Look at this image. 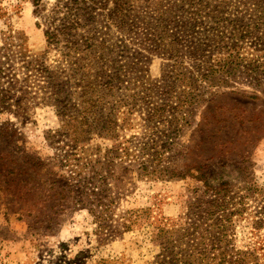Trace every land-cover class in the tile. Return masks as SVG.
Returning a JSON list of instances; mask_svg holds the SVG:
<instances>
[{
    "label": "rangeland",
    "instance_id": "1",
    "mask_svg": "<svg viewBox=\"0 0 264 264\" xmlns=\"http://www.w3.org/2000/svg\"><path fill=\"white\" fill-rule=\"evenodd\" d=\"M125 2L126 19L118 20L124 21L121 28L106 19L113 15L112 2L104 9L94 6L93 28L110 35V44L115 45L110 59L117 60V66L137 57L147 72L139 81L128 82L129 76L119 79L101 109H91L103 117L116 110L117 135L93 138L84 147L101 148L102 154L127 145L136 150L147 141V130L173 126L180 131L163 165L179 176L140 181L135 173L116 168L111 173L119 180L110 179L109 187L124 195L114 200L113 219L107 225L118 228L115 221L128 210L147 209L159 224L171 225L183 220L190 205L205 209L211 202L205 191L210 189L195 179L201 175L213 189L228 182L233 191L244 195V183L252 180L264 191V79L260 76L262 85L257 86L256 75H248L245 64L230 74L219 72L229 54V39L240 26L252 33L246 36L242 53H257L253 48L264 35V25L255 26L264 18L254 4L264 7V0H231L228 5L223 0H194L205 6L197 16L181 11V0ZM54 3L41 0L45 11L37 16L34 0H0V50L8 49L0 51V69L7 70L0 75V264H156L159 248L151 241L150 226L130 232L118 228L119 235L108 236L107 241L99 237L96 219L78 202L82 199L78 191L84 190L80 181L89 172L84 161L93 156L79 164L65 161L63 156L71 149L55 137L65 109L44 105L37 98L49 86L46 80L32 76L24 81L19 48L29 58L45 56L47 66H56L59 59L44 35ZM163 19L168 20L166 26ZM189 23L185 32L183 24ZM91 28L84 27L79 34ZM162 31L180 38L176 57L153 52L155 46L149 40ZM10 55L12 60L6 58ZM174 67L187 82L174 76ZM183 103L184 107L172 109ZM159 110L163 118L151 120ZM89 122L94 124L93 118ZM128 164L133 165L124 167ZM263 198L264 194L248 199L243 217L234 218L236 247L264 242ZM222 216L223 212L216 213L214 219Z\"/></svg>",
    "mask_w": 264,
    "mask_h": 264
},
{
    "label": "trees",
    "instance_id": "2",
    "mask_svg": "<svg viewBox=\"0 0 264 264\" xmlns=\"http://www.w3.org/2000/svg\"><path fill=\"white\" fill-rule=\"evenodd\" d=\"M107 2L114 4V12L106 19L121 28V23L124 24V21L120 23L118 20L126 19L123 15L127 7L125 0H100L99 3L97 0H55L49 16L51 21L44 35L49 47L57 50L59 54V59L55 61L56 66H47L45 56L29 58L20 48L17 53L26 72L25 82L32 80V76L35 77L34 80L44 79L48 82L49 86L43 88L46 91L37 98L41 99L44 105L54 104L57 109H65L62 111L63 125L55 135L60 139L59 142L65 141L71 149L70 154H64L65 161L68 164L71 162L79 164L85 158L93 156L92 160L84 161L89 172L80 181L81 188H84L78 191L82 196V199L78 201L80 206L87 209L96 219L97 232L100 238H105L103 241H107L108 236L119 235L118 228H122L123 232H130L150 226L153 229L151 241L159 248L156 264H264V242L238 248L232 237L234 218L243 217V213L247 210V200L264 194L263 188H259L252 180L244 183L242 187L244 195H240L239 192L233 191L228 182L221 183L217 189L211 188L208 180L201 175L195 179L202 181L207 190L210 189V192L205 191V195L209 193L211 198V202H208L205 209H202L201 205L197 207L190 205L183 220L171 225L159 224L147 209L128 210L115 221L118 228L112 230L110 225H107L113 219L114 200L119 195H124L122 192L119 194L118 191L113 192L109 187L110 179L119 180L113 177L114 173L111 172H114L116 168H123L126 174L135 173L136 180L140 181H153L165 177L171 179L179 176L171 168L165 167L163 162L180 131L173 126L147 130L149 133L147 141L136 150H133L135 147L132 145H127L113 147L102 154L101 148L91 151L84 147L93 138L114 139L117 135L116 110L110 111L103 117L91 109H101L104 98L114 93L115 82L119 79L122 81L129 76L128 82L136 81L138 78L145 77L147 72V66L143 65L137 57L135 61L122 66L116 65L117 60L110 59L115 49V45L110 44V35L107 32H97L93 28L97 22L94 6L100 5L98 8L104 9ZM223 3L228 5L231 0H223ZM34 4L37 16L45 11L44 7H40L41 0H34ZM181 4V11L193 16L199 15L205 8L204 5H197L194 0H181ZM259 4H254L255 9L261 10L260 18L263 19L264 7ZM192 8L194 9L188 11ZM60 14H63L61 19L55 18ZM56 20L59 23H56ZM162 22L163 26H166L168 20L163 19ZM263 25L264 22L259 21L255 27ZM84 27L92 28L85 35L79 34V30H83ZM183 27L185 32H189L186 30L190 28V23L183 24ZM235 32L229 39L234 41H229L227 45L229 54L218 71L230 74L232 70L245 64L247 74L256 75L254 79L260 87L262 85L259 81L260 76L264 79V35L257 39L253 48L257 53L249 55L242 53V50L247 37L252 34L251 31L240 26V29H236ZM96 33L99 34L98 39ZM153 37L149 41L155 46L154 53H170L172 54L170 58L177 56L176 49L181 42L179 37H175V34L170 35L166 31L157 33ZM11 45L20 47L19 43H11ZM0 51L7 53L8 49L3 48ZM6 58L12 60L13 55ZM110 69L116 71L112 72ZM173 70L177 79L187 82V77L177 67ZM6 71L0 69V75L6 74ZM41 90L42 88L39 87L37 92L40 94ZM184 105L185 103L181 107L178 105L172 109H180ZM117 106L120 108L124 105ZM158 113L161 116H156ZM156 117L163 118V110L156 111L155 116H151L150 119L154 120ZM89 118H93L94 124H90ZM174 119L175 117L172 121ZM76 156H79L77 160L71 159ZM127 163H133V165L128 164L124 167ZM128 168L130 171H127ZM77 169L81 172L83 168L77 167ZM112 184L113 187L118 188L117 184ZM261 210L264 212V198ZM219 212H223L222 218L214 219ZM261 221L262 219L255 224L258 225Z\"/></svg>",
    "mask_w": 264,
    "mask_h": 264
}]
</instances>
